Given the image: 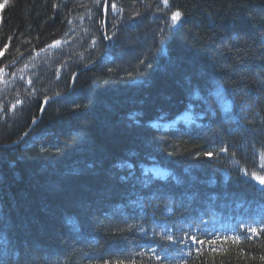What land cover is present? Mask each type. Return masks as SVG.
Segmentation results:
<instances>
[{"label":"trees","instance_id":"trees-1","mask_svg":"<svg viewBox=\"0 0 264 264\" xmlns=\"http://www.w3.org/2000/svg\"><path fill=\"white\" fill-rule=\"evenodd\" d=\"M105 1L0 0V145L105 53L0 148V264H264V0Z\"/></svg>","mask_w":264,"mask_h":264},{"label":"water","instance_id":"water-1","mask_svg":"<svg viewBox=\"0 0 264 264\" xmlns=\"http://www.w3.org/2000/svg\"><path fill=\"white\" fill-rule=\"evenodd\" d=\"M107 13H108V0L105 1V4H104V7H103V14H104V21H103V24H102V29L105 27V23H106V17H107ZM104 37L106 38V35L104 34ZM105 54V53H104ZM104 54L99 56L97 59H95L93 62H91L90 64L88 65H85L84 67H82L81 69H79L73 76L72 78V81H71V87L68 91V93H65V94H58V95H53L51 97H48L46 98L42 105H41V109L43 110H40V117L43 115L44 113V110L46 109L47 105L52 102V101H55V100H58L60 98H63L65 97L67 94L71 93L72 90H73V86H74V83H75V80L78 76V74L80 72H83L85 71L86 69L96 65L103 57H104ZM40 117L34 122L31 124V126L27 129V131L20 137L18 138L17 140L13 141V142H10V143H6V144H1L0 145V148H4V147H13L19 143H21L27 136L28 134L31 132V130L35 127V125L37 124V122L39 121Z\"/></svg>","mask_w":264,"mask_h":264},{"label":"snow or ice","instance_id":"snow-or-ice-1","mask_svg":"<svg viewBox=\"0 0 264 264\" xmlns=\"http://www.w3.org/2000/svg\"><path fill=\"white\" fill-rule=\"evenodd\" d=\"M180 16H181V13L179 11L175 12L173 15H172V20L173 21H177L180 19ZM56 43H59V41H57ZM0 55H2V53H0ZM43 110V109H41ZM221 151H224V149H221ZM204 155L206 157H209L211 158L213 156V153L212 152H205ZM131 167V166H130ZM122 179H126V177H122ZM257 179L259 180V183L264 185V177H257ZM193 241H195V238H193ZM200 243H203L202 241Z\"/></svg>","mask_w":264,"mask_h":264},{"label":"rangeland","instance_id":"rangeland-1","mask_svg":"<svg viewBox=\"0 0 264 264\" xmlns=\"http://www.w3.org/2000/svg\"><path fill=\"white\" fill-rule=\"evenodd\" d=\"M26 72L28 71H24L23 73L19 74L18 76H15L11 79H8V78H0V89H3L5 87H7L9 85L10 82H12L13 80H15L16 78L18 77H25L26 76ZM229 102L228 100L224 101V103H226L227 105H229ZM160 170L157 171V173H159Z\"/></svg>","mask_w":264,"mask_h":264}]
</instances>
